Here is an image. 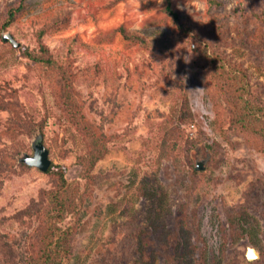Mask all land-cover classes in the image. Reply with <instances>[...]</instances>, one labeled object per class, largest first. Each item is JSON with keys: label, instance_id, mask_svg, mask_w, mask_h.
I'll use <instances>...</instances> for the list:
<instances>
[{"label": "rangeland", "instance_id": "1", "mask_svg": "<svg viewBox=\"0 0 264 264\" xmlns=\"http://www.w3.org/2000/svg\"><path fill=\"white\" fill-rule=\"evenodd\" d=\"M172 1L178 21L162 0H23L11 20L0 0V239L22 260L52 165L77 188L68 264H264V116L233 122L210 62L264 108V0ZM38 136L45 171L19 160Z\"/></svg>", "mask_w": 264, "mask_h": 264}, {"label": "trees", "instance_id": "2", "mask_svg": "<svg viewBox=\"0 0 264 264\" xmlns=\"http://www.w3.org/2000/svg\"><path fill=\"white\" fill-rule=\"evenodd\" d=\"M163 10L172 17L173 20L178 21V11L173 7L172 0H162ZM23 7V0H20V5L8 10V20H11L18 11ZM7 20V21H8ZM12 43V42H11ZM13 44V43H12ZM34 60L42 61L49 64L51 61L48 57L36 56L27 53ZM210 57V56H209ZM217 60L210 57V62L213 64L215 75L219 85L218 89L231 93L230 104L234 108L230 119L236 122L243 130L250 133L260 135L263 127L262 118L264 116L263 106L250 95L248 82L242 79H237L235 71L229 67L225 59L218 56ZM229 72L230 74H226ZM220 79H224L220 82ZM227 83H226V82ZM232 82L233 90L228 86ZM95 158L94 156H92ZM23 164L24 162H20ZM48 170H55L59 176V185L57 190L49 191L47 198V205L44 207V226L37 240L38 248L33 255H27L25 260L19 256V252H15L12 247H7L6 243L0 239V257L5 264H68L71 254V241L73 237V226L71 224L63 225L62 221L66 212L73 207L75 185H71L63 175L60 167L56 169L52 165ZM2 235H0V238ZM6 246V247H5ZM17 255L16 260L13 257Z\"/></svg>", "mask_w": 264, "mask_h": 264}, {"label": "water", "instance_id": "3", "mask_svg": "<svg viewBox=\"0 0 264 264\" xmlns=\"http://www.w3.org/2000/svg\"><path fill=\"white\" fill-rule=\"evenodd\" d=\"M5 38H8L13 43V45H17V42L14 41L9 34L4 35V39ZM31 149H32L31 154L23 153V155L19 158V160L29 166H34V167H37L41 171H45L47 167L49 166L50 160L48 158V151L46 147L43 145L41 137L38 136L34 139V141H32ZM37 153L39 155H36ZM30 156L33 157V159L27 160V158ZM251 249H252L251 247L247 248V250L249 251H251ZM257 256H258V253L256 251L252 253V257L255 258Z\"/></svg>", "mask_w": 264, "mask_h": 264}, {"label": "clouds", "instance_id": "4", "mask_svg": "<svg viewBox=\"0 0 264 264\" xmlns=\"http://www.w3.org/2000/svg\"><path fill=\"white\" fill-rule=\"evenodd\" d=\"M36 155H39V154L37 153ZM31 159H33V157H31V156L27 158V160H31ZM27 160H26V162H27ZM255 251L256 250L254 248H252L251 251L245 250V258L246 259L254 258V257H252V253H254ZM250 253H251V255H250Z\"/></svg>", "mask_w": 264, "mask_h": 264}, {"label": "snow or ice", "instance_id": "5", "mask_svg": "<svg viewBox=\"0 0 264 264\" xmlns=\"http://www.w3.org/2000/svg\"><path fill=\"white\" fill-rule=\"evenodd\" d=\"M250 255H251V253H250Z\"/></svg>", "mask_w": 264, "mask_h": 264}]
</instances>
